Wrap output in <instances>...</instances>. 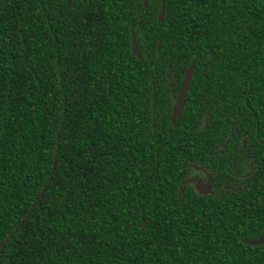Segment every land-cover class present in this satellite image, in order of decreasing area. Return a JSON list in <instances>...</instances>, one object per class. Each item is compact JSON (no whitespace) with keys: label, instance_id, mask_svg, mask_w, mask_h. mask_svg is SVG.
Returning <instances> with one entry per match:
<instances>
[{"label":"trees","instance_id":"16d2710c","mask_svg":"<svg viewBox=\"0 0 264 264\" xmlns=\"http://www.w3.org/2000/svg\"><path fill=\"white\" fill-rule=\"evenodd\" d=\"M160 4L0 0V264H264L222 186L264 141V0Z\"/></svg>","mask_w":264,"mask_h":264},{"label":"flooded vegetation","instance_id":"af4514ba","mask_svg":"<svg viewBox=\"0 0 264 264\" xmlns=\"http://www.w3.org/2000/svg\"><path fill=\"white\" fill-rule=\"evenodd\" d=\"M248 143L249 146L246 148ZM230 145L233 146H229L225 152L230 155V163L233 170L228 176L229 186H222L225 189L231 190L233 193L245 191V195L242 197H230V204L234 211L241 210L243 207H247V209H249L247 213H242V220L239 218L240 213L239 216L234 215L232 217V222L234 227H243L246 229V232H251L252 229H256V233H252L253 240H246L248 242H256L261 238H264V170L261 168V166H264V141H261L258 137H256V141L252 139L248 140L247 137H243L241 141H237L235 143L232 142ZM216 151L220 152V148H216ZM259 156H262L260 161L262 165H260V167L256 164L257 157ZM216 158L220 161V155ZM236 168L244 171L240 174H235ZM194 169L198 173L201 172L200 168L194 167ZM256 171H261L263 173V177L258 178ZM194 177H197L203 183L209 180L211 192L208 194L210 195L213 193L212 185L210 184V174H204L203 176L195 174L191 178ZM191 184H193L195 189V184ZM216 201L218 202V200Z\"/></svg>","mask_w":264,"mask_h":264},{"label":"water","instance_id":"95a60500","mask_svg":"<svg viewBox=\"0 0 264 264\" xmlns=\"http://www.w3.org/2000/svg\"><path fill=\"white\" fill-rule=\"evenodd\" d=\"M143 5H144V9H145L147 6V0H143ZM163 15H164V0H161L160 8L158 11V22H160L163 19ZM131 51H132V54L134 56H136V57L139 56L138 48H137L133 34H131ZM192 73H193V61L190 63V65L185 70L184 76L182 78V81H181V84H180V87H179V90H178V93H177V96L175 99V102L172 106V110H171V114H170V118H169V124H173L177 120V118L179 117V115L183 109V105H184L185 97H186V94H187V91L189 88ZM188 183H194L195 189L201 195L208 194L211 192L209 180H207L205 183H203L200 179H198L197 177H194V178H190V179H186V180L182 181L180 187L183 184H188ZM44 189H45V186L41 189V193L44 191ZM20 223L21 222H19L15 227L17 228L20 225ZM243 242L245 244H248V245H260L264 242V238H261L260 240H258L256 242H248L245 240H243ZM1 245H3V243Z\"/></svg>","mask_w":264,"mask_h":264}]
</instances>
